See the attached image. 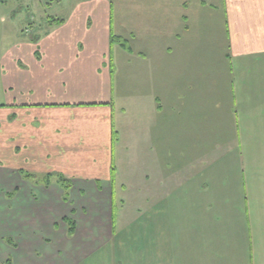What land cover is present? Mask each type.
Here are the masks:
<instances>
[{"label": "crops", "instance_id": "0c3cea01", "mask_svg": "<svg viewBox=\"0 0 264 264\" xmlns=\"http://www.w3.org/2000/svg\"><path fill=\"white\" fill-rule=\"evenodd\" d=\"M80 1L65 19L41 18L1 55L0 183L6 196L15 195L1 202L0 264H89L114 241L110 211L121 153L113 70L122 73L126 60L130 78L135 71L146 74L137 88L148 91L142 98L129 95L130 187L140 189L133 202L143 201L146 211L173 202L178 215L187 212L183 218L194 220L208 209L202 198L209 199L207 206L226 205L232 219L239 207L247 243L238 254L234 247L213 245L205 237L223 234L203 225L177 231L173 254L159 242L160 257L151 261L139 254L133 259L121 233L116 243L122 251L114 259L264 264V0ZM1 13L8 23L10 15ZM115 20L119 28L128 24L130 45L114 35ZM202 27L218 35L217 55H210L207 41L201 44ZM137 28L152 30L142 36ZM151 34L158 47L141 50ZM189 38L184 49L180 44ZM219 66L224 83L214 85L210 78ZM172 151L176 165L169 175ZM238 151L240 160L231 159ZM222 160L229 181L224 176L220 184ZM59 178L70 182L67 194ZM68 218L76 223L70 238ZM201 249L211 252L206 261Z\"/></svg>", "mask_w": 264, "mask_h": 264}, {"label": "rangeland", "instance_id": "374dc122", "mask_svg": "<svg viewBox=\"0 0 264 264\" xmlns=\"http://www.w3.org/2000/svg\"><path fill=\"white\" fill-rule=\"evenodd\" d=\"M80 0H3L0 2V15L7 14L10 15V21L7 23L3 22L5 20L0 19V60L1 55L5 52V50L15 43L20 37L26 38V35L29 34L30 28L33 26L36 27L40 24L41 18L44 21H47L49 18L51 19H65L70 10L77 4H79ZM127 5L128 0H119L120 5ZM48 4V5H47ZM117 4V3H116ZM122 18L125 23H128L127 17L122 15ZM114 23V35L120 36L122 39L128 41L130 45L131 35L129 33V26L125 24V29L119 28L117 24V20ZM149 28V27H148ZM201 32V41L202 45L204 40L209 43L210 47V55H217L218 52L214 46H217L218 35H214L212 31L203 29ZM138 29V28H137ZM152 29L141 28L138 29L139 34L144 36L143 31H151ZM195 37V34H194ZM148 42H151L155 37L151 35H147L145 37ZM192 39L184 40L180 45L186 49ZM223 42V41H222ZM126 44V43H125ZM139 44V43H138ZM136 48L139 47L135 45ZM158 45L152 42L147 46H141V50L143 51H152L156 50ZM202 52L208 54V50L202 48ZM1 65V61H0ZM123 67V72L121 70L114 68V94H115V107H114V118L120 117L119 125H115V130L118 134L115 136V145H116V153H121L118 157H116V172L115 174V183L119 186H115V196H114V204L111 205L113 207V214L111 213V222L112 228H115L116 235L114 236V241L110 244H106L100 252H98L97 256L93 260L89 262V264H117V261L124 264L125 259L119 258L118 260L114 259L115 253L120 254L122 251V246L116 243V239L121 238L122 235L125 241H127V250L131 253L132 258L135 259L138 257V254L142 257L150 258L151 261H156L158 257H160L161 251L156 249L157 247L160 249V244L163 249H168L169 246L172 247L171 253L175 251V245L177 241V231L183 230L186 232H194L197 228H201L203 225L208 226L213 232H217V236H210L205 238H210L213 241V245L223 246L228 248V250L234 247V251L238 254V251H241V247H244L247 243L246 231L247 225L246 221L241 220L240 217V208L236 207L238 213L233 214V219L230 217V211L227 209L226 205L217 206V204H212L211 206H207L209 199L202 198V208H208L204 211L202 209V216L198 219L194 220L183 218L187 212L184 214H179L177 212L176 203H155L150 207L148 211L147 205L140 203H134V200H139L140 196L135 195L134 192L137 191L139 193V188L135 189L132 186L130 187L131 173L129 172V163H128V133H129V124H128V107H129V95L132 93L139 95L141 98L148 94L147 88L143 91L138 89L139 82L141 84H145L147 77L146 74H142L137 76V72L135 71V75L132 78L128 75V65L127 60L121 64ZM217 71V73H216ZM214 75L210 78V80H214V85H220L224 83V67H218L216 69ZM141 74V73H140ZM150 84V82H148ZM2 88L0 87V104H2ZM132 92V93H130ZM202 95H204V91L202 90ZM172 126H174L172 124ZM174 131L176 128H172ZM174 132L170 130V135H173ZM209 142V141H207ZM222 143V141H217ZM176 143L175 140H170V144ZM222 145H227V143H223ZM171 149V147H170ZM228 151H231V147H227ZM174 151H172L173 153ZM171 153V154H172ZM237 155V156H236ZM235 158L240 160V153L234 152L231 156V159L235 160ZM225 158V163H226ZM176 165V154L173 153L169 157V175L172 172V166ZM220 171L218 173L219 183H223L225 181L228 182V176H225V164L223 160L219 162ZM132 172V168L130 170ZM143 172V171H142ZM246 172V171H245ZM225 176V177H224ZM34 180V179H32ZM40 181V179H37ZM55 179H51L50 181H54ZM39 183V182H38ZM124 185V186H123ZM4 190V192H3ZM240 191V187H238ZM63 191V190H62ZM143 192V191H142ZM141 193V192H140ZM8 194L3 189L0 183V210L2 205L1 202L3 200H7V198L13 199V197L6 196ZM10 199V200H11ZM169 202V201H168ZM191 202V201H190ZM210 204V203H209ZM146 206V207H145ZM189 205L186 204V208ZM12 209V205L9 206ZM227 211L225 212V210ZM112 211V208H111ZM110 211V212H111ZM187 211V209H186ZM221 215V218H220ZM113 219V220H112ZM194 226V229H192ZM155 231L163 232L166 236H156ZM196 232V231H195ZM120 235V236H118ZM183 237V236H182ZM186 237V236H185ZM190 236H187V241ZM261 237H259L260 239ZM263 239V238H261ZM7 241V239H6ZM5 241V243H6ZM124 241V242H125ZM7 244V243H6ZM9 247L8 245H5ZM120 246V247H119ZM174 246V247H173ZM140 247V248H138ZM123 250L125 247L123 246ZM173 254V253H172ZM137 255V257H136ZM164 255V254H163ZM200 256L202 261H206L210 256L211 252L207 253L205 250L201 249ZM160 259V258H159ZM167 258L164 259L166 261ZM174 260V259H173ZM177 260V259H176ZM9 261H11L9 259ZM139 264L143 261V258L137 259ZM6 264V263H5ZM10 264V262L8 263ZM137 264V263H136ZM198 264V263H197Z\"/></svg>", "mask_w": 264, "mask_h": 264}, {"label": "trees", "instance_id": "16d2710c", "mask_svg": "<svg viewBox=\"0 0 264 264\" xmlns=\"http://www.w3.org/2000/svg\"><path fill=\"white\" fill-rule=\"evenodd\" d=\"M115 40H118V39L115 38ZM118 42H120L121 46H122L124 49L128 50L127 44H125L124 41H120V40H118ZM29 176H31V175H29ZM29 176L26 175L24 178H28ZM51 177H52V176H51ZM51 177H49V178H51ZM49 178H48V180H50ZM59 180L63 183L61 189L64 191V194H67V193H68V190L70 189V182H69L68 180H65V179H62V178H59ZM14 195H15V193L12 194V195H9V196H10V197H14ZM111 213H112V214L114 213V212H113V207H112V211H111ZM112 220H113V219H112ZM64 223H65L66 226H67V236L70 238V237H72V235L74 234V231H75V229H76V223H75V221H74L73 219H71V218L65 219V220H64ZM6 243H7V244H10V243H11V240H10V239H7Z\"/></svg>", "mask_w": 264, "mask_h": 264}, {"label": "water", "instance_id": "95a60500", "mask_svg": "<svg viewBox=\"0 0 264 264\" xmlns=\"http://www.w3.org/2000/svg\"><path fill=\"white\" fill-rule=\"evenodd\" d=\"M3 1V0H0V2Z\"/></svg>", "mask_w": 264, "mask_h": 264}]
</instances>
